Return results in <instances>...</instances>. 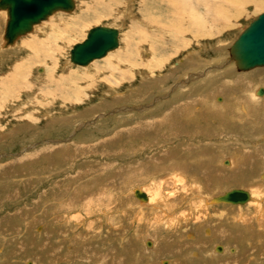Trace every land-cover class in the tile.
Listing matches in <instances>:
<instances>
[{"label":"rangeland","instance_id":"obj_1","mask_svg":"<svg viewBox=\"0 0 264 264\" xmlns=\"http://www.w3.org/2000/svg\"><path fill=\"white\" fill-rule=\"evenodd\" d=\"M156 1L76 0L75 12L54 15L10 49L2 46L7 17L0 12V264H162L167 260V264H264V188L250 192L251 181H233L238 170L222 172L231 169L222 164L233 157L220 151L228 143L231 146L226 148L238 146L253 154L244 172L251 179L264 176V102L255 104L253 94L264 88V67L230 70L237 64L231 59V47L264 14V8L259 11L248 5L244 16L222 34L182 49L169 35L163 33V41L156 38L159 30L147 21L160 17ZM204 1L219 3H198ZM161 9L162 14L165 9ZM81 15L87 17L75 25L73 35L67 29ZM216 25L211 27L215 30ZM96 26L119 30V48L88 67L71 64V49ZM37 53L41 63L33 64ZM119 53H126L127 59ZM43 54L59 66L53 69L55 81L49 82L52 74L46 73L49 63ZM118 55V69L107 70V60ZM137 64H147L148 69H135ZM90 68L95 71L62 77ZM215 72L222 73L225 81L242 80V89L228 86L216 94L215 83L199 87ZM190 90L195 110L200 108L192 121L179 115L173 125H151L171 113L174 104L183 105ZM213 103L227 107L218 112ZM241 104L256 109L259 120H250L244 111L237 113ZM145 123L149 125L144 127ZM240 127L247 129L245 133ZM179 179L185 181L178 183ZM194 183L200 184L203 191H198L205 198L192 194ZM235 188L252 193L253 201L241 206L215 204L194 223L203 200L209 202ZM138 189L149 197L166 194L162 211L138 203L134 195ZM187 214L192 219L186 220ZM218 245L224 246V254L216 250Z\"/></svg>","mask_w":264,"mask_h":264},{"label":"bare ground","instance_id":"obj_2","mask_svg":"<svg viewBox=\"0 0 264 264\" xmlns=\"http://www.w3.org/2000/svg\"><path fill=\"white\" fill-rule=\"evenodd\" d=\"M75 1V10H76V8H77V3H76V0H74ZM203 1V0H202ZM215 1H217V0H215ZM219 1V3H216V4H211V3H208L207 1H204L201 5L198 3V0H189V3H188V1H187V3H185L183 0H157L156 1V6H155V8L157 9V11L158 12H156L155 10V12L157 13V14H159L160 13V17L158 18H154V17H150L147 21H148V23H151V27L152 28H156V29H158L159 30V32L160 33H158V35H156V38L158 39V38H160L161 39V41H163L162 40V38H163V33L165 34V35H169L170 36V38H172V40L171 41H173V43H176L177 44V47L179 48V47H181V46H183L182 47V49H184V48H187L189 45H195V43H198V42H200V41H202V40H204L205 38H207V37H214L215 36V34L217 35V34H222V32H224L228 27H231L232 25H233V23H234V21H236L239 17H242V16H244V9H245V7L246 6H252V7H254V9L255 10H259V9H263L264 8V0H218ZM217 1V2H218ZM111 3V2H110ZM132 3V2H131ZM194 3H196L195 5H194ZM117 4H118V2H117ZM129 4V3H128ZM226 4V5H225ZM119 5V4H118ZM229 6V7H228ZM150 7V6H149ZM164 7V9H165V11L161 14V11H162V9L161 8H163ZM151 8L153 9V7L151 6L150 7V10H151ZM154 8V9H155ZM108 9V8H107ZM147 9V8H146ZM149 9V8H148ZM201 9V10H200ZM75 10L73 11V12H75ZM113 10V9H112ZM144 10V9H143ZM115 11V10H114ZM153 11V12H154ZM246 11V10H245ZM260 11V10H259ZM0 12H3V13H5V16L7 17V21H8V13H7V11H5V10H0ZM73 12H70V13H65V12H57V13H55V14H53L52 16H50L47 20H45V21H43V22H41L39 25H35L34 26V28H33V30H32V32L31 33H29V34H27V35H25V36H21V37H19L16 41H15V43L14 44H12V45H8V43H7V41L5 40V38H4V35H5V31H4V34H3V42H2V46H3V48H6V49H10V48H13V47H15L16 45H17V43H18V41L22 38L23 39V37H26V36H30V34H32L33 32H34V30L35 29H37L41 24H43V23H45V22H47L51 17H53L54 15H56V14H58V13H65V14H72ZM89 12V11H88ZM144 12H146V11H144ZM152 12V11H151ZM148 13H149V11H148ZM248 13V12H247ZM150 15H151V13H149ZM148 14V15H149ZM90 15V14H89ZM149 15V16H150ZM156 15V14H155ZM85 17H87V16H80V17H78V18H75L74 20H72L71 21V27L70 26H68V27H70V28H68L67 30H71V34L73 33V35L75 34L76 35V27H75V25L77 24V23H80V22H82V21H84L85 20ZM260 17V16H259ZM258 17V18H259ZM59 19V18H58ZM62 19H64V18H62ZM66 20H68V19H66ZM7 21H6V25H7ZM69 21V20H68ZM58 23L59 22H62L61 20H59V21H57ZM209 23V24H208ZM61 24V23H60ZM63 24H64V22H63ZM66 24H67V21H66ZM65 24V25H66ZM214 24H217L216 26H215V30L213 29V27H211V25H214ZM56 25H57V23H56ZM67 26H66V28H67ZM51 28V27H50ZM5 29H6V26H5ZM48 29V28H47ZM209 29V30H208ZM247 30V29H246ZM119 31V30H118ZM47 32V31H46ZM63 32V31H62ZM40 33V32H39ZM53 33V32H52ZM64 33V32H63ZM63 33H61V34H63ZM60 34V35H61ZM68 34V33H67ZM70 34V35H71ZM56 36L55 37H57V35H58V33L57 34H55ZM73 35H71V38H72V36ZM43 36V35H42ZM53 36V35H52ZM219 36V35H218ZM62 37V36H61ZM119 37H120V32H119ZM190 37V40L188 41V38ZM41 38V37H40ZM43 38V37H42ZM60 38V37H59ZM146 38V37H145ZM150 39H152L151 37H150ZM32 40V39H31ZM40 40H42V39H38V40H36V41H40ZM69 40V39H68ZM145 40V39H144ZM153 40V39H152ZM28 41H29V39H28ZM28 41H26L25 43H28ZM53 41V40H52ZM154 41H156V39L154 40ZM33 42H35V41H33ZM44 42V41H43ZM51 42V41H50ZM159 42V41H158ZM24 43V42H23ZM24 43V44H25ZM68 42L65 40V42H64V45H66ZM40 44H42V43H40ZM144 44V43H143ZM58 45H60V44H58ZM119 45H120V40H119ZM148 45V44H147ZM39 46H41V45H39ZM42 46H44V45H42ZM149 46H151V45H149ZM155 46V45H154ZM27 47V46H26ZM33 47H34V50H38L39 48L37 47V45L35 44V45H33ZM194 47V46H193ZM119 48V47H118ZM117 48V49H118ZM164 48V47H163ZM33 49V48H32ZM54 49V48H53ZM117 49H115V50H113V51H111V52H109L108 54H107V56L109 55V54H111V53H113V52H115ZM149 49V48H148ZM147 49V50H148ZM43 50V49H42ZM150 53L152 54V56H153V53H155L154 52V49L152 48V47H150ZM160 50H161V48H160ZM159 50V51H160ZM189 50V49H188ZM187 50V51H188ZM33 51V50H32ZM52 52H54L55 53V51H52ZM126 52H128V51H126ZM156 52H158V50L156 51ZM183 52V51H182ZM34 53H35V51H34ZM49 53H51V52H49ZM57 53V52H56ZM123 53V52H122ZM162 53V52H161ZM184 53V52H183ZM38 54V53H37ZM36 54V55H37ZM52 54V53H51ZM120 54V53H119ZM199 54V53H198ZM223 54V53H222ZM30 55V54H29ZM63 54H61V56H62ZM121 55V54H120ZM150 55V54H149ZM176 55V54H175ZM194 55V54H193ZM43 56H44V60H45V63L47 64V63H49L48 65H46V73H48V74H52V75H50L49 77V82H52V81H55V79L57 78L56 77V75H54V71H56V70H54L53 71V69L54 68H56V67H59L58 66V64H56L54 61L55 60H52V61H50V62H54V63H50V62H48L47 61V59L48 58H46V54H43ZM56 56V55H55ZM106 56V57H107ZM177 56V55H176ZM175 56V57H176ZM57 57V56H56ZM60 57V56H59ZM58 57V58H59ZM105 57V58H106ZM188 57V56H187ZM202 57V56H201ZM39 58H40V55L38 54L34 59H32V61H31V63H33V64H38V63H41V61L39 60ZM117 58L119 59V55L116 57V58H112V59H110V60H107V63L105 64V68L108 70V69H110V68H112V69H118V65H117V62L116 61H118L117 60ZM124 58H126L127 59V54L126 53H124L123 55H121V59H124ZM42 59V58H41ZM104 59V58H103ZM231 59H232V61H235L237 64H236V66H234L235 68L234 69H230V70H240V68H239V64H238V61L236 60V59H234L233 57H231ZM50 60H51V58H50ZM102 60V59H101ZM125 60V59H124ZM143 60V59H142ZM157 60V59H156ZM95 61H99V60H95ZM95 61H93V62H95ZM121 61V60H120ZM123 61V60H122ZM127 61V60H126ZM147 61V60H146ZM146 61H144V63L146 62ZM199 61H201V59L200 60H198V62L197 63H199ZM92 62V63H93ZM125 62V61H124ZM191 62V61H190ZM193 62H195L194 60H193ZM29 63V62H28ZM71 63V62H70ZM92 63H90L88 66H90ZM147 63H148V61H147ZM204 63V62H203ZM71 64H73V63H71ZM119 64H121V63H119ZM149 64V63H148ZM162 64V63H161ZM200 64V63H199ZM227 64V63H226ZM74 65V64H73ZM159 65V64H158ZM157 64H155L154 66H158ZM88 66H84L83 68H85V67H88ZM151 66V65H150ZM160 66V65H159ZM204 66H206V64L204 65ZM30 67V66H29ZM79 67H82V66H79ZM135 69H137V68H143L144 69V67H145V69H148V65L147 64H144V67H143V65L142 64H137V65H135ZM200 67H201V64H200V66H199V69H200ZM25 68H26V66H25ZM95 68H97V70H98V68L99 67H95ZM94 68V69H95ZM151 68V67H150ZM156 68V67H155ZM155 68H154V70H155ZM225 68V67H224ZM231 68H233V66H231ZM37 69V68H36ZM44 69V68H43ZM91 69V68H90ZM93 68L91 69V70H86V71H83V72H81V73H77V74H71V75H69V74H65L64 73V75L62 76L63 78L64 77H66V78H70L71 79V77L74 75V76H77L78 74H82V73H84V74H87V73H89L90 71H95ZM152 69V68H151ZM100 70V72H101V69H99ZM99 70H98V72H99ZM104 70V69H103ZM153 70V69H152ZM194 70V69H193ZM222 70V69H221ZM226 70V69H225ZM228 70V69H227ZM151 71V70H150ZM223 71V70H222ZM242 71V70H241ZM14 72V71H13ZM12 72V74H10L11 75V77H9V79L11 80L12 79V77H13V75L15 74V73H13ZM193 72V71H192ZM199 72V71H198ZM228 72H230V71H228ZM227 72V73H228ZM28 73V72H27ZM68 73V72H67ZM217 75L215 76V77H213V78H210V77H208V76H206V78L204 79V80H202L203 82H202V84H200L201 86H199V87H201V88H205V87H208L210 84L211 85H213L214 83V89L217 91V93L216 94H219V92H220V90H222V89H225V88H227L228 86L229 87H233V86H235L236 88H237V90H241L242 89V86H243V81L242 80H235L234 79V81H230V80H226L225 81V79H226V77H224L223 76V74L222 73H217V72H215ZM198 74V73H197ZM231 74H232V72H231ZM234 74H235V72H234ZM123 75H124V73H123ZM225 75V74H224ZM18 76V75H17ZM122 78L123 79H125L126 77H125V75L124 76H122ZM199 78V77H198ZM62 79V78H61ZM194 80V79H193ZM198 80V79H197ZM85 81V80H84ZM200 82V81H199ZM82 83V82H81ZM194 83H195V81H194ZM11 84V83H10ZM72 84H74V83H72ZM117 84V83H116ZM87 85V84H86ZM199 85V84H198ZM207 85V86H206ZM239 85V86H238ZM242 85V86H241ZM112 87H116L115 85H111ZM184 86V85H183ZM51 88V87H50ZM56 88V87H55ZM182 89V88H181ZM196 89H198V87L197 88H192V90H190L189 91V97H188V99L187 100H185L184 101V104L182 105V104H174L173 105V107L171 108L172 110H171V113H169V114H166V116L164 117H162L161 119H155V120H152L150 123H151V125L153 124V123H155V125H160L159 127L161 128L162 126H165V125H167V126H170L171 124L173 125L176 121H174V119L173 118H175V117H179V115H183V116H186V117H191L190 118V120L192 121V116L193 115H196V110H199L198 108H196V110H195V108H194V106H195V100L193 99V97H192V95H190V93H191V91L192 92H196ZM206 89V88H205ZM261 88L259 87V89L258 90H256L255 91V93H253V94H255V96L256 97H258V98H261V99H263L264 98V95L263 96H260L259 94H258V92H259V90H260ZM264 89V88H263ZM55 90V89H54ZM178 90H179V87H178ZM177 90V91H178ZM200 90V89H199ZM254 90V89H253ZM176 91V90H175ZM205 92H206V90H205ZM204 92V93H205ZM199 93V92H198ZM87 94V93H86ZM248 93H246V95H247ZM250 94H252V93H250ZM182 95V94H181ZM78 96V95H77ZM81 96V95H80ZM241 96H243V95H241ZM254 96V95H253ZM256 97L254 98L255 99V104L256 103H259V102H264V100H258V99H256ZM177 98H178V96H177ZM200 98V97H199ZM208 98V97H207ZM222 98V97H221ZM220 98V100H222ZM250 98V97H249ZM78 99V98H77ZM82 99V98H81ZM218 100H219V97L217 98ZM160 100V99H159ZM162 100V99H161ZM202 100V101H201ZM235 100V99H234ZM237 100V99H236ZM242 100H243V98H242ZM200 101L201 102H203L204 101V99H200ZM213 102L215 101V99L214 100H212ZM217 101V100H216ZM231 101V100H230ZM233 101V100H232ZM242 102V101H241ZM247 102H249V101H247ZM204 103H207V100L204 102ZM209 103V102H208ZM218 103V102H217ZM224 103V102H223ZM236 103V102H235ZM244 103H246V102H244ZM243 104V103H242ZM241 104V106H239V108H237V106L235 107V109H236V111H237V113H240V111H244V113L246 114V116H249V119L250 120H254V121H258L259 119H257L258 117H257V113H256V109L255 110H253V111H250L249 109H247V108H244V106ZM251 104V103H250ZM205 106H207V105H205ZM251 106V105H250ZM150 107V106H149ZM213 107L215 108V110H217L218 112H222V109H224L225 110V108L227 107V103L226 104H224V105H216L215 103H213ZM250 108H252V107H250ZM142 109V108H141ZM145 109V108H144ZM147 109V108H146ZM200 113V112H199ZM202 113V112H201ZM236 113V112H235ZM254 113H256V114H254ZM261 113H263V112H261ZM259 114H260V112H259ZM204 115H206L207 117H209V115H210V112L208 111V110H206V112H205V114ZM182 116V117H183ZM256 116V117H255ZM185 117V118H186ZM224 117V115L222 116V118ZM260 117H262V116H260ZM184 118V117H183ZM211 118V117H210ZM231 118H233V116L231 117ZM236 121H237V119L238 118H234ZM185 120V119H184ZM183 120V121H184ZM187 120H188V118H187ZM249 120V121H250ZM150 121V120H149ZM236 121H234V123L236 122ZM253 121V122H254ZM186 122V121H185ZM238 122V121H237ZM261 122V121H260ZM187 123V122H186ZM241 123H243V121L241 122ZM145 125H149V123L147 124V123H145L144 124V127H145ZM236 125V124H235ZM147 126H146V128H147ZM224 127H226V125L224 126ZM238 127V126H237ZM246 127H247V124H246ZM260 127V126H259ZM168 128V127H167ZM232 128V127H231ZM240 129H241V131L243 132L244 131V133H245V131L247 130H245V128L244 127H240ZM136 130L134 129V132H135ZM145 133V132H144ZM211 136V135H210ZM176 137H177V135H176ZM256 137V136H255ZM263 136H261V138H262ZM252 138H253V136H252ZM239 140L240 141V138H236L235 140ZM255 139V138H254ZM229 141V140H228ZM213 142V141H212ZM222 143V142H221ZM208 144V143H207ZM242 144V143H241ZM214 145H215V143H214ZM213 145V146H214ZM218 145V144H217ZM225 148H221L220 149V151L221 152H223L224 150H227L226 152H224L225 154L227 153V154H231L232 155V157H233V159H231L232 160V162L231 161H229V160H225L224 162H223V164L222 165H224L225 167H231V169H223L222 168V172L223 171H227V172H229L230 174L234 171V172H236L237 170H238V174L235 176V178L233 177L232 179H233V181H235L236 183L237 182H240V181H242V182H246V181H248V182H252V184H250L251 185V187H250V192H252V191H254V192H258V190L259 189H262V188H264V186H262V184L261 183H259V181H258V179L260 178L261 179V181H264V176L263 175H261L260 177H253L252 179L251 178H249V176H248V172H244V167H246L247 166V159L248 160H250L249 158H251V156L253 155H251V154H248L247 155V152H245L244 153V150H242V152H238V151H241V150H238V146L237 147H235L234 148V146L233 147H231V148H226V147H229V146H231V145H229L228 143L226 144L225 143ZM244 145V144H243ZM193 146V145H192ZM210 146H211V144H210ZM221 146V145H220ZM215 147H216V145H215ZM223 147H224V145H223ZM206 148V147H205ZM208 149H210V147H208ZM212 149H214V148H212ZM218 150H219V148H218ZM233 150H235L236 152L235 153H233L232 151ZM247 151H249V150H247ZM202 152V151H201ZM232 152V153H231ZM223 153V154H224ZM202 154V153H201ZM221 154V153H220ZM222 154V155H223ZM221 155V156H222ZM247 155V156H246ZM218 156V155H217ZM202 157H207V155H202ZM184 159V158H183ZM221 159L222 158H220L219 159V163L221 162ZM211 160V159H210ZM264 161V160H263ZM245 162H247V163H245ZM254 162H252V164H253ZM173 164V163H172ZM172 164H170V165H172ZM189 164V163H188ZM200 165V164H199ZM207 165V164H206ZM221 165V164H220ZM180 166V165H179ZM186 166V165H185ZM208 167V166H207ZM206 167V168H207ZM163 169V168H162ZM247 169H248V167H247ZM192 171V170H191ZM206 171V170H205ZM206 173V172H205ZM209 173H211V172H209ZM208 173V174H209ZM176 174V173H175ZM174 174V175H175ZM185 174V173H184ZM217 174V173H216ZM206 175V174H205ZM176 176H179V177H181V175H179V174H177ZM219 176V175H218ZM179 177H177V178H179ZM182 180H184V179H179V180H176L178 183H181L182 182ZM209 180V179H208ZM207 180V181H208ZM226 180V179H225ZM175 181V182H176ZM185 181V180H184ZM193 181V180H192ZM187 182V181H186ZM162 185H164L165 186V182H163L162 183ZM193 185V184H192ZM247 185V184H246ZM176 186H179L180 187V185L178 184V185H176ZM175 186V187H176ZM200 186V184L198 183V184H195L194 183V188H196L195 189V192L193 191L192 192V194L193 193H198V195L199 196H201L202 194H201V192L199 193V191H203V190H200L199 187ZM203 186V185H202ZM107 187V186H106ZM174 188V187H173ZM193 188V187H192ZM192 188H190V189H192ZM180 189V188H179ZM189 189V190H190ZM198 189H199V191H198ZM175 190H178V189H175ZM193 190V189H192ZM232 190H240V189H231V191ZM246 190V189H245ZM137 191V190H136ZM136 191H134V195H135V193H136ZM138 191H140L141 193H144V194H146L143 190H140V189H138ZM244 191V190H243ZM183 192V191H182ZM247 192V191H246ZM181 193V192H180ZM185 193H187L186 191H185ZM189 193V192H188ZM187 193V194H188ZM226 193V192H225ZM227 193H228V191H227ZM248 193V195H249V199H248V201L247 202H251V200L252 199H254V196H253V194L252 193H249V192H247ZM63 194V193H62ZM183 194V193H182ZM154 196H151V197H149L147 194H146V196H147V200L145 201V200H140V201H138V203H140V204H142V205H144V206H148V205H150L151 204V206H153L154 205V207H156V209L157 210H161V209H163V205L161 204L163 201H165V196H166V194H164V195H162V197H160V195H157V197H156V195L155 194H153ZM225 195V194H224ZM111 196V195H110ZM185 196V195H184ZM188 196V195H187ZM203 197H204V195H202ZM201 196V197H202ZM219 196V195H218ZM215 197L214 199L212 198L211 199V201H207V202H205V200H203L202 201V203H200L201 205L199 206V207H201V209H200V213H198V217H196L195 219H194V223H195V220H197V219H199L200 217H201V215L203 216V214H205L206 212H207V208L208 207H213V206H215V204L216 205H218V204H220V205H222V204H224V205H226V206H229V205H232V206H241V205H244V204H246V203H243V204H233V203H227V202H223V201H221L220 200V198H221V196H219V197ZM223 196V195H222ZM135 197H136V195H135ZM191 197V196H190ZM190 197H188V199L190 198ZM203 197H202V199H203ZM137 198V197H136ZM166 198H167V196H166ZM205 198V197H204ZM138 199V198H137ZM91 200V199H90ZM97 200V199H96ZM180 200H185L184 198L182 199V197H181V199ZM191 200H188L187 202H190ZM253 201V200H252ZM171 202H174L173 200L171 201ZM196 202H198V200L196 201ZM190 203H192V202H190ZM139 204V205H140ZM193 204V203H192ZM195 204V203H194ZM162 205V206H161ZM167 205L169 206V203H167ZM174 205V204H173ZM258 205V204H257ZM141 206V205H140ZM141 207H143V206H141ZM140 207V208H141ZM161 207V208H160ZM189 207V206H188ZM198 206H196V208H197ZM112 208V207H111ZM50 209V208H49ZM169 209V208H168ZM199 208H197V210H198ZM206 210V212H205V210ZM140 210V209H139ZM191 210H193V208L191 209ZM191 210H189L190 212H192ZM196 210V209H195ZM260 210H261V208H260ZM162 211V210H161ZM170 211H171V209H170ZM169 212V211H168ZM209 212V211H208ZM81 213V212H80ZM171 213V212H170ZM172 213H174V212H172ZM203 213V214H202ZM176 214V213H175ZM105 215H106V213H105ZM167 215V214H166ZM206 215V214H205ZM162 216V215H161ZM164 216V215H163ZM163 216H162V218H163ZM106 217H108V216H106ZM185 217H186V220H188V219H192L191 217H190V215L189 214H187V216L185 215ZM158 219L160 220L161 218L160 217H158ZM179 220V219H178ZM183 220L185 221V219L183 218ZM241 220V219H240ZM244 219L242 218V221H243ZM111 221V220H110ZM237 221V220H236ZM181 222V221H180ZM164 223V222H163ZM162 223V224H163ZM170 223H171V226L173 227V226H175L176 224H175V222H172V221H170ZM249 223V222H248ZM110 225V224H109ZM177 226V225H176ZM194 230V229H193ZM207 232V234L209 233V231L207 230L206 231ZM191 235L192 234H189V236L188 237H191ZM148 246H151V243H148ZM216 247H218L216 250H218V252L219 253H221L220 255H222V254H224V251H225V249H224V246L223 245H218V246H216ZM158 249V248H157ZM160 249V248H159ZM214 252V251H213ZM216 252V251H215ZM214 252V253H215ZM211 253V252H210ZM155 254V253H154ZM216 255H218L217 254V252L215 253ZM214 254V255H215ZM216 257H218V256H216ZM168 263V260L164 263H162V264H167Z\"/></svg>","mask_w":264,"mask_h":264},{"label":"water","instance_id":"obj_3","mask_svg":"<svg viewBox=\"0 0 264 264\" xmlns=\"http://www.w3.org/2000/svg\"><path fill=\"white\" fill-rule=\"evenodd\" d=\"M0 10L8 13L4 38L12 45L21 37L32 32L35 25L47 20L57 12L70 13L75 10L74 0H0ZM119 47V31L106 26L91 28L86 38L73 46L70 61L76 66H88L95 60H101ZM231 56L238 61L242 71L264 67V14L253 21L231 47ZM264 95V89L258 92ZM136 197L147 200V196L136 191ZM249 195L243 190H232L221 196L227 203L243 204Z\"/></svg>","mask_w":264,"mask_h":264}]
</instances>
